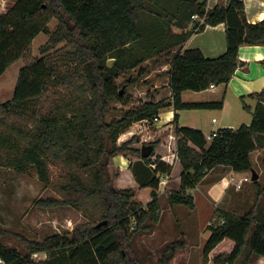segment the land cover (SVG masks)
<instances>
[{"label": "trees", "instance_id": "obj_1", "mask_svg": "<svg viewBox=\"0 0 264 264\" xmlns=\"http://www.w3.org/2000/svg\"><path fill=\"white\" fill-rule=\"evenodd\" d=\"M151 2L160 12L150 23L144 17ZM8 4L0 12V77L21 59L25 66L13 98L0 104V125L6 127L0 131V164L19 173L34 168L39 179L61 195L39 199L37 205H70L90 218L42 241L26 239L27 254L4 243L0 235V257L8 264H140L130 242L140 232L151 233L159 223L158 190L162 175L170 174L172 166L161 159L152 161L155 150L142 158L140 148L129 147L135 136L122 144L118 139L134 123L158 118L163 108L173 105L175 110L176 154L182 167L180 189L169 193L170 205L193 207L188 191L218 165L236 172L254 168L251 155L264 142V89L250 95L257 99L250 124L220 128L211 141L200 129L180 126L176 111L222 108L223 99L183 102L182 93L228 83L237 70L240 47L264 44V19L249 22L243 0L214 8H208L205 0H14ZM194 15L203 17V23L173 34V26L184 29ZM54 18L58 26L51 32L49 22ZM221 23L226 27L224 54L209 58L199 48L172 51L207 25ZM41 32L50 35L37 58L32 56L33 40ZM150 37L158 40L149 43ZM142 44L148 48L144 50ZM162 53L170 64L166 73L172 100L148 101L123 110L121 118L107 120L111 100L132 98L126 90L121 93L117 80ZM133 82L129 78L124 85ZM245 108L251 110L246 104ZM12 117L15 121L8 123ZM150 143L157 148L158 141ZM122 151L139 156L129 168L141 188H151L147 205L136 198L133 188L117 189L111 180L108 161ZM52 162L63 168L57 184L50 176ZM106 219L107 225L96 226ZM208 228L211 234L201 264H249L251 255L264 256V219L254 211L239 215L221 210L217 223ZM184 246L181 240L168 243L158 264H170ZM34 253H45L47 258L34 261Z\"/></svg>", "mask_w": 264, "mask_h": 264}, {"label": "rangeland", "instance_id": "obj_2", "mask_svg": "<svg viewBox=\"0 0 264 264\" xmlns=\"http://www.w3.org/2000/svg\"><path fill=\"white\" fill-rule=\"evenodd\" d=\"M13 1L14 0H10L9 2L8 0L7 2L11 5ZM149 11L150 13L148 12L145 15L144 20L148 17L151 19V23L152 20H156L160 11L159 9L157 10V6L153 2L149 4ZM150 23L148 24V31L151 33L153 30L151 29L152 24ZM57 26L58 20L56 18L49 22V30L51 32L54 31ZM49 35L50 34L47 32H41L33 40L32 56L33 54L37 58L42 56L39 48L47 42ZM157 40L158 39L153 40V38L150 37L149 43H155ZM64 44L65 42L63 41L60 42L58 46L60 47ZM140 47L144 50L148 48L145 44H142ZM143 49L139 52V56L144 54ZM164 53L157 55L155 58H150L149 60L147 59L148 61L146 60L141 65L143 69L141 74L139 73L141 67L138 66L134 69L127 70L123 76L117 80L121 89H125L128 93H130L132 98L124 102L111 100L109 110L106 113L107 120H110L113 117H122V111L127 108H139L145 102L155 101L157 99L156 94H160L159 98L162 100H172L169 96V91L167 89L164 90V88L167 87L165 86V83L167 82L166 77L168 76L166 73L167 71H163L161 70L162 68H159L153 72V69H155L158 64L160 65V63L168 62L165 56L162 57ZM24 62L25 61L21 59L20 61L11 64V66L0 77V104L13 98L20 69L25 66ZM129 78L134 81L133 84L124 85L126 80ZM155 78L160 80L158 88H154ZM224 92L225 86H221L216 89H206L203 91L186 90L182 93V100L183 102L220 101L222 100ZM252 100L253 99L249 101L253 103L254 100ZM231 106H233L232 103ZM164 109L166 108L161 109V111ZM219 109L220 108L181 109L177 110V112L181 114L182 121L188 126L193 127V125H198L206 128L207 131H213L217 129L219 122L213 123L211 119L213 116H215L216 119L220 118L222 113L219 112ZM223 115L228 118L232 117L233 119H236L237 122L238 120H242L240 124L246 123L247 120L253 117V113H251L248 109L241 108L238 110L233 107L231 110L227 108V111L223 112ZM15 119L16 118L13 117L7 118V122L11 123L12 121H15ZM156 122L157 118L147 122L145 125L137 126L135 128L136 130H134V127L133 129L130 128L128 131L122 133L118 139V143L122 144L128 141L131 137L135 136L136 140L131 143L129 147L136 148L131 145L138 143L139 148L141 149L143 143L158 141L157 147L160 148L161 142L164 141L165 145H169L170 149H174L173 138L172 136L170 137L171 132L169 130H165L156 135L154 132H151V130L155 131L158 128ZM5 128V125H0V131H5ZM153 134L154 136H151ZM154 152L155 155L151 157V160L158 161L161 159V155L157 154L156 149ZM2 155H5V151L2 152ZM253 163L255 170L259 174V178L256 182L252 179L250 181H244L242 183V187L239 189L231 182V177L234 176L235 181L240 180L246 175L251 176L252 178L251 171H246V173L231 174L227 172L223 174L221 169H223L224 165H218V168L210 173L204 182L202 181L201 184H199L200 191L198 194L200 195V200L202 199L204 201L206 210L205 214H202V222H206L210 215L212 219L210 220L211 222H209L211 224L217 223L218 214L221 210L231 211L239 215L254 211L256 215H259L262 219H264V142L254 151ZM107 166L110 171L111 180L113 181L117 176V170L119 167L112 163L111 158L108 161ZM49 170L52 182L57 184L60 180V174L63 173L62 166L52 162L49 166ZM127 179V176H123L119 185L122 187L132 186L133 184L129 183ZM150 190L151 189L149 187H144L141 188L137 194H135L136 198L144 205H147L150 201ZM160 190L161 185L158 190L161 209H163L162 222L159 223L161 224V227L157 229L156 235L154 234L152 237L143 235L144 232H140L135 235L130 242V249L132 250L134 257L137 259V262L140 264H158V261L162 256L163 248L166 246L165 240H173L177 238V232L179 231V226H177V224L179 222L180 226L184 228V222L186 220H181L183 218H180V214L181 217L182 215L183 217L185 216V214H183L184 211L181 210L186 209V211H190L188 205L184 206L183 204H175L170 206L169 193L172 190H175V185L172 182H169L165 189ZM218 191L221 192L219 198ZM201 192L206 195V198H202ZM49 197L60 199L61 195L54 188V186H46V184L39 179L34 168L30 169L28 172L19 173L14 168L0 164L1 240L7 245L18 249L23 254H27V247L24 243L26 239L42 241L49 235L71 231L78 225L85 224L90 221L89 216L83 210L70 205H57L51 208H46L36 204L39 199H47ZM172 211L178 213L175 220L174 216H172ZM169 219H173L176 222L173 223L174 228L164 229L167 227L168 222L166 221H169ZM163 233L168 234L164 239L161 238ZM206 234H208V232H200V237H197V239L200 240V249L196 252H192V256L189 258L190 264H200L203 261L202 246ZM245 249H247V245ZM183 253L185 256L187 255L186 250H184ZM259 256L263 257L256 254L251 255L250 263L256 264V261L259 260ZM31 257L34 261H40L46 259L47 255L45 253H40L36 259L33 255ZM181 260V256H178L175 260H172L170 264H180ZM260 264H264V261H261Z\"/></svg>", "mask_w": 264, "mask_h": 264}, {"label": "crops", "instance_id": "obj_3", "mask_svg": "<svg viewBox=\"0 0 264 264\" xmlns=\"http://www.w3.org/2000/svg\"><path fill=\"white\" fill-rule=\"evenodd\" d=\"M205 1L207 2L208 8H214L217 5L227 6L229 3V0H205ZM243 1L245 3L246 17L249 22L256 23L264 19V0H243ZM201 22H202L201 20L192 17V20L190 22H187L184 29L178 26L177 27L173 26L172 32L173 34L184 33L190 29H193V27H195L196 24L197 25L201 24ZM226 47H227L226 27L224 23H221L215 26L207 25L203 31L193 33L186 41L175 46L172 49V51L178 52V51H182V50L189 49V48H199L206 57L215 58V57H218L224 54L226 52ZM238 62L239 64H238L237 70L235 74L233 75L232 79L228 83L220 84L215 87L209 88V89H216L218 87L225 86V92H224V95L222 96L223 107L219 109V112L222 113V115H220L219 119H216L215 116H213L211 119L213 123L219 122V126L217 127V129L225 128V127L234 128V129L239 128L242 125L240 124L242 120H238L237 122V120L233 119L232 117L231 118L224 117L223 112H226L227 108L231 110L232 107L238 110L241 108H245V104H246L251 108V110L249 111L253 113V110L255 106L257 105V99L251 97L250 95L252 93L260 92L261 90L264 89V44H253V45L243 44L239 50ZM159 68H162L161 70L163 71H168L170 68V65L168 64V62L160 63V65L158 64V66H156L155 69H153V72L154 70L156 71ZM166 78H167V82L165 83V86L167 87H165L164 90L167 89L169 91V96L172 99V92L169 86V76H167ZM154 81H155L154 88H158L160 80L155 78ZM156 96H157V99L155 100V102L162 100L159 98L160 94H156ZM251 99L254 100L253 103L249 101ZM231 103L233 104V106H231ZM173 108H174L173 105H171L167 107L166 109L162 110L156 122L158 128L155 131L151 130V132H154L155 135L165 130H169L171 132L170 137L172 136L173 138L174 149L172 148L170 149L169 145L164 144V141L161 142L160 148L159 147L156 148L157 154L161 155V160L172 166L171 173L162 175L161 177V183H160L161 190L165 189L168 186L169 182H172L175 185V190L180 189V185H181L182 167H181L180 161L176 154V141H175L176 138L174 135L175 124L173 123L175 110ZM213 119H215V121ZM252 119L253 117L247 120V122L243 124H250ZM147 122H150V121L142 120V121L136 122L130 128L133 129L134 127V130H136L135 128L137 126L145 125L147 124ZM178 122L180 126L192 127V126H188L187 124H185V122L182 121L181 114H179ZM192 128L202 130L205 133V135L211 132V130L207 131L206 128H203L202 126H198V125H193ZM151 136H154V134ZM191 145L193 144L191 143ZM131 146L139 148L138 143H134ZM253 153L251 155L252 163H253ZM111 160H112V163H114L116 166L119 167V169L117 170L118 172L117 176L113 180L115 188L117 189L133 188L135 190V194H137L138 191L141 189V187L139 186L138 182L135 180L134 175L131 169L129 168V165L132 162L139 160V156L130 151H123V152H119V154L112 157ZM217 168L218 166L210 170L205 175V177L202 179V181L204 182L207 176L213 171H215ZM221 171L223 174L227 172L230 174L231 173H246V172H236L228 166H224L223 169H221ZM123 176H127L128 182L133 185L130 187L120 186L119 183L121 182L120 180L121 178H123ZM201 182L199 184H201ZM199 184L195 188L190 189L188 191V193L191 194L193 197L194 206L193 207L188 206L190 208V211L189 210L186 211V209L181 210L185 212V213L183 212V214H185L184 217L183 215L181 217V214H180V218H183L181 220L182 221L186 220L184 222L185 223L184 228L180 226V222H179L177 224V226H179V231L177 232L178 233L177 238L173 240H169V239L165 240L166 245L167 243L173 242L175 240H181L185 242L184 248L182 250H179L176 253L175 257L173 258V260H175L178 256H181L182 260L180 264H190L189 258L192 256V252L193 251L196 252L198 249H200L199 248L200 240L197 239V237H200V232L201 233L208 232V234H206L205 236L202 250L204 248L206 241L208 240L211 234V231L208 228L209 225L211 224L210 223L211 222L210 220L212 219L211 216L209 215V218L206 220V222L201 221L202 214L204 215L206 210L204 206V201L202 199L200 200V195L198 194V192L200 191ZM218 192H219L218 194V198H219L221 195V192L220 191ZM201 196L202 198H206V195L203 194L202 192H201ZM151 200H152V197L150 198V201ZM178 205H181V204H178ZM183 205L185 206V204ZM170 208H173V207H170ZM162 215H163V209H161V218H160L159 223L162 222ZM176 215H178V213L172 211V216H174V220H175ZM172 220L169 219V221L168 220L166 221L168 222V225L164 229L174 228L173 223H176V222ZM159 223L156 224L155 228L153 229L151 233H148V234L144 233L143 235H146L148 237L149 236L152 237L154 234L156 235L157 229L161 227V224ZM167 235H168L167 233H163L161 238L164 239ZM192 242H193V245H192ZM184 250L187 251L186 256L183 253ZM258 258L259 260L256 261V264L258 263L260 264L261 261H264V256L263 257L259 256ZM250 259H249V264H251Z\"/></svg>", "mask_w": 264, "mask_h": 264}, {"label": "built area", "instance_id": "obj_4", "mask_svg": "<svg viewBox=\"0 0 264 264\" xmlns=\"http://www.w3.org/2000/svg\"><path fill=\"white\" fill-rule=\"evenodd\" d=\"M6 2H7L6 0H0V12H2L5 9ZM193 18H197V19L201 20L202 21L201 23H203V21H204V18L203 17L201 18L198 15H194ZM211 87H215V85L213 84V85H211ZM213 120L215 121V119H213ZM218 131H219V129L213 130L210 133L206 134V139L211 141L214 137H216L218 135ZM251 179H252L251 176L246 175V176L242 177L240 180L235 181V177L232 176L231 182L234 183L236 185V188L239 189L242 187V183L244 181H250ZM32 255L36 259V257H38L40 255V253H34ZM0 264H8V263L3 258L0 257Z\"/></svg>", "mask_w": 264, "mask_h": 264}, {"label": "water", "instance_id": "obj_5", "mask_svg": "<svg viewBox=\"0 0 264 264\" xmlns=\"http://www.w3.org/2000/svg\"><path fill=\"white\" fill-rule=\"evenodd\" d=\"M114 60L111 59L109 60V64H112ZM125 89H122L121 90V93L124 91ZM155 150V146L153 143H143L142 144V147H141V156L142 158H147V157H150L152 152ZM251 173H252V180H257L259 178V174L257 173V171L255 170V168H252L251 170ZM109 222L108 220H102L100 221L99 223H97V227H101L103 225H107Z\"/></svg>", "mask_w": 264, "mask_h": 264}]
</instances>
